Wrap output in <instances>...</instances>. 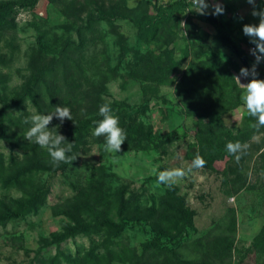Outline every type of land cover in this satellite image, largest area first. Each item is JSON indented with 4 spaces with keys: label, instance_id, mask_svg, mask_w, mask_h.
<instances>
[{
    "label": "rangeland",
    "instance_id": "374dc122",
    "mask_svg": "<svg viewBox=\"0 0 264 264\" xmlns=\"http://www.w3.org/2000/svg\"><path fill=\"white\" fill-rule=\"evenodd\" d=\"M175 1L38 0L6 12L0 215L8 218L0 221V264H264V127H253L233 78L246 66L213 24L190 13L194 5L183 11ZM206 2L208 12L223 5L216 16L250 69L255 58L242 28L259 22L252 6ZM257 71L264 79L261 64ZM105 103L120 127L125 119L133 126L120 153L105 152L104 137L92 134ZM57 105L73 120L53 117L49 128L60 125L53 131L74 142L72 163L54 164L46 149L25 139L29 110L47 114ZM211 106L231 133H243L242 151L202 153L199 139L214 122L202 120V110ZM196 155L204 167L187 171ZM177 167L186 171L182 179L158 183V171ZM35 195L44 198L28 209ZM122 195L125 230L59 239L79 219L102 221ZM136 205L138 218L130 212ZM174 209L179 216L165 218Z\"/></svg>",
    "mask_w": 264,
    "mask_h": 264
},
{
    "label": "clouds",
    "instance_id": "9594fccd",
    "mask_svg": "<svg viewBox=\"0 0 264 264\" xmlns=\"http://www.w3.org/2000/svg\"><path fill=\"white\" fill-rule=\"evenodd\" d=\"M252 6L251 15L258 17V24H244L243 34L249 38L250 44L254 47L249 49L252 56L255 57L251 68L241 67L239 73L233 78L244 89V95L241 97L248 114L256 119L255 128L264 127V79L258 78L257 66L264 62V6L257 4V0H246ZM195 12L205 15L210 7L206 0H192ZM213 8L212 15H221L225 9L219 2L211 5ZM243 19V17H240ZM181 25L185 26L183 22ZM241 78L247 79L248 83H241ZM30 111V115L24 118V123L30 125L25 132V139L29 142H35L41 148L47 150L52 162L54 164L72 163L77 157L68 155L73 151L74 142H68L67 138L59 134L58 129L60 125L49 128L53 117L60 120L63 124L65 119L73 120L71 110L63 105H57L53 111L47 114H39L35 107ZM99 115L102 117L99 121H94L95 127L93 129V136L104 137V151L109 154L120 153L122 145L127 139L126 131L120 127L119 117L114 114L110 105L105 103L99 107ZM242 144L229 141L226 149L229 154H237L242 151ZM20 154V153H19ZM22 155V154H20ZM239 159V156H237ZM205 160L200 155H196L191 161V165L187 171L192 169H199L204 167ZM186 175L184 168H170L158 171L157 180L160 184L171 186Z\"/></svg>",
    "mask_w": 264,
    "mask_h": 264
},
{
    "label": "trees",
    "instance_id": "16d2710c",
    "mask_svg": "<svg viewBox=\"0 0 264 264\" xmlns=\"http://www.w3.org/2000/svg\"><path fill=\"white\" fill-rule=\"evenodd\" d=\"M38 0H5V1H0V25H1V21L4 19V16L6 14V12L14 10L16 8H28L31 7L33 5H35L37 3ZM175 3H177L181 8V10L185 11L188 7H190L189 3H187L184 0H176ZM190 13H192V15L196 16L198 19L205 21V22H209L211 24H213V26L216 28V34L217 37L228 47H230V49L242 60L243 64L249 68V63L247 60V57L243 51V49L237 44V42L233 39L227 24L218 16L216 15H212V12H208V14L205 15H201L197 12H195V10L191 9ZM212 104L214 105L215 103L212 102ZM206 107V106H205ZM204 107V108H205ZM217 109H215L213 106L205 108L204 110H202L203 113V117L202 120H205L206 118L208 120L214 121L213 123L206 125L209 126L210 129H207V131L204 133L206 136H202L200 137V150L202 151V153H204V150L206 151V154H208L209 152H212L213 150L219 151V152H223L226 149V145L227 142L231 141V142H237V141H243L244 140V135L242 132H240V130L237 129L236 133H231L230 132V128L226 127L223 123L222 118L215 117L214 118V114L217 113ZM199 117V116H198ZM83 126H85L83 129L85 130L87 127H89L88 125L84 124ZM123 127L126 129H130L131 127H133L130 122L128 120L125 119V121L123 120ZM87 130V129H86ZM79 133V130H75V132ZM232 131V130H231ZM215 133V134H213ZM203 134V133H202ZM201 134H198V136ZM201 140L205 141V143H203ZM204 157L207 155H203ZM120 195V194H118ZM40 197H42V195L37 196L35 195V199L33 200V202L29 205L28 209L32 206V204H34L35 206L37 204H39V199ZM44 198V197H42ZM127 201L125 199V196L122 195L121 196V200L120 202L116 205V206H112L110 207V211L107 213V215L105 217H103L102 221H98V220H88V221H82V220H78L74 223L75 226L71 227L70 229L68 228L66 230V232L60 236V240L61 239H66L67 237L70 236H74L77 235L80 232H105V230H107L106 232L110 233L109 231L115 229V230H119V231H123L125 230L126 227V223L125 226H122V223L126 220L123 219V217H125V212H128V208H127ZM34 206V207H35ZM112 208V209H111ZM116 211V216L120 219V223L117 225H113V221H114V213ZM135 217H139L140 214V208L138 205H136L134 208H132V210L130 211ZM173 214H172V213ZM171 212L169 211L168 213L164 214L165 218L174 220L175 219V215L176 213L179 214L178 209H174L171 210ZM78 213V212H77ZM14 214H17L14 213ZM175 214V215H174ZM11 215V214H10ZM161 218V215H159ZM179 216V215H176ZM6 218H8V215L2 214L0 215V221H4ZM130 218H134V217H130ZM115 235V234H114ZM159 245H154V246H163L161 243H157ZM97 255H95L93 257V261L95 262L97 260ZM59 262V260L57 261Z\"/></svg>",
    "mask_w": 264,
    "mask_h": 264
},
{
    "label": "built area",
    "instance_id": "2783aa9c",
    "mask_svg": "<svg viewBox=\"0 0 264 264\" xmlns=\"http://www.w3.org/2000/svg\"><path fill=\"white\" fill-rule=\"evenodd\" d=\"M184 1H186L187 3H189V5H191V6L193 5L192 0H184ZM252 47H254V45L250 44L249 47H248V52H249V49L252 48ZM249 54H250V52H249ZM260 64L264 67V62H261Z\"/></svg>",
    "mask_w": 264,
    "mask_h": 264
}]
</instances>
